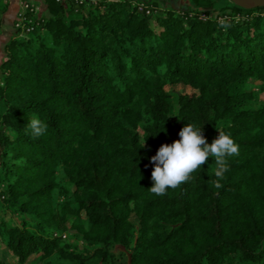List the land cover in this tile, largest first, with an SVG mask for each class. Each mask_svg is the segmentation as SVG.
Wrapping results in <instances>:
<instances>
[{
  "label": "trees",
  "instance_id": "trees-1",
  "mask_svg": "<svg viewBox=\"0 0 264 264\" xmlns=\"http://www.w3.org/2000/svg\"><path fill=\"white\" fill-rule=\"evenodd\" d=\"M168 1L29 0L0 58V264H264V7ZM188 124L239 155L156 196Z\"/></svg>",
  "mask_w": 264,
  "mask_h": 264
},
{
  "label": "clouds",
  "instance_id": "clouds-1",
  "mask_svg": "<svg viewBox=\"0 0 264 264\" xmlns=\"http://www.w3.org/2000/svg\"><path fill=\"white\" fill-rule=\"evenodd\" d=\"M33 138H39L47 131V125L35 116L30 118L27 126ZM179 136L181 139L172 145H163L152 157L155 165L151 174L153 186L149 191L156 196H164L168 189H176L187 183L194 172L202 168L209 156L215 160V188L222 187L221 180L229 170L227 158L239 155V146L230 135L219 131V136L210 145L202 134V129L188 124Z\"/></svg>",
  "mask_w": 264,
  "mask_h": 264
},
{
  "label": "rangeland",
  "instance_id": "rangeland-1",
  "mask_svg": "<svg viewBox=\"0 0 264 264\" xmlns=\"http://www.w3.org/2000/svg\"><path fill=\"white\" fill-rule=\"evenodd\" d=\"M21 1V8H20V11H19V14H18V16H17V19H16V21H17V24H16V27H18V28H25L24 27V23H21L20 21H19V23L21 24V26L19 27L18 26V19H19V17L21 16V14L23 13V2H22V0H20ZM32 1H34V0H32ZM93 1H99V0H93ZM218 1V3L220 4V5H223V4H225V3H227V2H229L228 0H217ZM166 2L167 3H169V1L168 0H166ZM190 5V3L189 2H187V1H182V0H179V4H178V6L179 7H182V8H186V7H188ZM40 7V6H39ZM44 11L43 10H41V8H38V10H37V13H36V17H42V16H44ZM13 35V31L11 30V29H9V28H4L3 30L1 29L0 30V58H1V56H2V54H3V50H2V46H3V44L7 41V40H9L10 38H11V36ZM21 36H23V34L21 33ZM170 89H172V90H174V91H176V92H184V93H188V92H190L191 91V89L189 88V87H187V86H184V85H174V86H172V87H170ZM262 99H264V94L262 95ZM132 221L134 222V223H137V220L135 219V218H133L132 219ZM4 253H6V252H3V255L6 257V258H8L7 257V255H5ZM9 256V260L11 261V263H13V264H15L16 263V258L15 257H13L12 255H8ZM33 259H34V256H31L29 259H28V261H27V263L26 264H31L32 263V261H33Z\"/></svg>",
  "mask_w": 264,
  "mask_h": 264
},
{
  "label": "crops",
  "instance_id": "crops-1",
  "mask_svg": "<svg viewBox=\"0 0 264 264\" xmlns=\"http://www.w3.org/2000/svg\"><path fill=\"white\" fill-rule=\"evenodd\" d=\"M38 8H41L46 14L45 6L42 0H34ZM40 6V7H39ZM21 8L20 0H0V30L9 28L15 32L14 24Z\"/></svg>",
  "mask_w": 264,
  "mask_h": 264
},
{
  "label": "water",
  "instance_id": "water-1",
  "mask_svg": "<svg viewBox=\"0 0 264 264\" xmlns=\"http://www.w3.org/2000/svg\"><path fill=\"white\" fill-rule=\"evenodd\" d=\"M228 1L246 9H255V8L264 7V0H228Z\"/></svg>",
  "mask_w": 264,
  "mask_h": 264
},
{
  "label": "built area",
  "instance_id": "built-area-1",
  "mask_svg": "<svg viewBox=\"0 0 264 264\" xmlns=\"http://www.w3.org/2000/svg\"><path fill=\"white\" fill-rule=\"evenodd\" d=\"M61 1H63V0H61ZM78 1V0H77ZM83 1H85V0H80V2H83ZM22 2H23V13L21 14V16L19 17V19H18V23H19V21L21 22V23H24L25 25H24V29H26V31L27 32H30V31H32L33 30V28L32 27H27L26 26V23H27V11H33L34 10V5H31L30 3H29V0H22ZM18 26L20 27L21 26V24L19 23L18 24ZM27 27V28H26ZM21 28V27H20Z\"/></svg>",
  "mask_w": 264,
  "mask_h": 264
}]
</instances>
